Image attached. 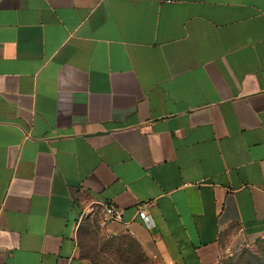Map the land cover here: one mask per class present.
I'll return each instance as SVG.
<instances>
[{"label": "crops", "instance_id": "1", "mask_svg": "<svg viewBox=\"0 0 264 264\" xmlns=\"http://www.w3.org/2000/svg\"><path fill=\"white\" fill-rule=\"evenodd\" d=\"M101 201L160 264L264 235V0H0V264H95Z\"/></svg>", "mask_w": 264, "mask_h": 264}, {"label": "rangeland", "instance_id": "2", "mask_svg": "<svg viewBox=\"0 0 264 264\" xmlns=\"http://www.w3.org/2000/svg\"><path fill=\"white\" fill-rule=\"evenodd\" d=\"M87 208L83 209V215ZM85 223V232L79 235V242L84 255H89L98 261H108L117 256V251L123 247H140L138 242L129 235L110 236L104 233L100 221V213L92 210ZM220 253L217 264H257L264 262V235L246 239L233 228L229 229L220 243Z\"/></svg>", "mask_w": 264, "mask_h": 264}, {"label": "trees", "instance_id": "3", "mask_svg": "<svg viewBox=\"0 0 264 264\" xmlns=\"http://www.w3.org/2000/svg\"><path fill=\"white\" fill-rule=\"evenodd\" d=\"M85 256L95 264H160L147 256L140 247L131 248V246L121 248V250L117 251V256L109 259L107 262L105 260L100 262L86 254ZM257 264H264V262Z\"/></svg>", "mask_w": 264, "mask_h": 264}, {"label": "built area", "instance_id": "4", "mask_svg": "<svg viewBox=\"0 0 264 264\" xmlns=\"http://www.w3.org/2000/svg\"><path fill=\"white\" fill-rule=\"evenodd\" d=\"M100 209V221L103 225L110 221H120L122 219V209L110 201H101ZM136 214L145 225L151 224V218L143 207L139 206Z\"/></svg>", "mask_w": 264, "mask_h": 264}]
</instances>
